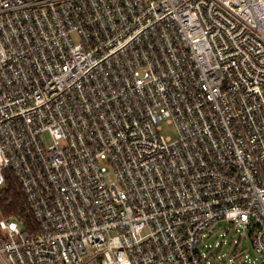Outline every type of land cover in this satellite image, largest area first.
Listing matches in <instances>:
<instances>
[{"label": "built area", "instance_id": "1", "mask_svg": "<svg viewBox=\"0 0 264 264\" xmlns=\"http://www.w3.org/2000/svg\"><path fill=\"white\" fill-rule=\"evenodd\" d=\"M7 169L0 264H208L221 221L264 264V0H0Z\"/></svg>", "mask_w": 264, "mask_h": 264}, {"label": "rangeland", "instance_id": "2", "mask_svg": "<svg viewBox=\"0 0 264 264\" xmlns=\"http://www.w3.org/2000/svg\"><path fill=\"white\" fill-rule=\"evenodd\" d=\"M159 125L163 136L176 137L172 124L162 120ZM202 252L208 264H240L239 260H242L241 264H261L250 240L229 221H221L213 232L204 235Z\"/></svg>", "mask_w": 264, "mask_h": 264}, {"label": "trees", "instance_id": "3", "mask_svg": "<svg viewBox=\"0 0 264 264\" xmlns=\"http://www.w3.org/2000/svg\"><path fill=\"white\" fill-rule=\"evenodd\" d=\"M4 173L6 180L0 187V218H14L26 232H35V222L21 187L11 170Z\"/></svg>", "mask_w": 264, "mask_h": 264}]
</instances>
